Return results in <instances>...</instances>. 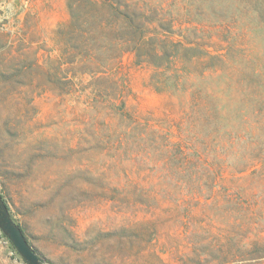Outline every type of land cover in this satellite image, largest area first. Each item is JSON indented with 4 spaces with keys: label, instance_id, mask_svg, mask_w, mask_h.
<instances>
[{
    "label": "rangeland",
    "instance_id": "obj_1",
    "mask_svg": "<svg viewBox=\"0 0 264 264\" xmlns=\"http://www.w3.org/2000/svg\"><path fill=\"white\" fill-rule=\"evenodd\" d=\"M133 1L182 45L99 96L57 57L68 0H0V194L51 264L230 259L264 237V0ZM0 264H27L1 229Z\"/></svg>",
    "mask_w": 264,
    "mask_h": 264
},
{
    "label": "trees",
    "instance_id": "obj_2",
    "mask_svg": "<svg viewBox=\"0 0 264 264\" xmlns=\"http://www.w3.org/2000/svg\"><path fill=\"white\" fill-rule=\"evenodd\" d=\"M67 8L68 20L55 30L59 49L57 57H64L72 71H77L73 72L72 79L77 73L88 75L89 83H94L99 96L123 92L120 83L110 79L109 74L119 68L124 53H133L139 63L162 67L159 60L164 58L166 43L182 45L181 41L168 38L174 32L172 25L164 26L163 18L153 19L133 0H68ZM123 107L121 102L119 115L126 117L129 114ZM136 126L137 123H133L123 132H130ZM179 152L185 168L190 163L187 152L181 147ZM251 219L244 224L250 234L256 228L255 219ZM230 254H233L230 259L225 257L211 264H253L261 261L264 258V237L259 231L254 236L247 235V241Z\"/></svg>",
    "mask_w": 264,
    "mask_h": 264
},
{
    "label": "water",
    "instance_id": "obj_3",
    "mask_svg": "<svg viewBox=\"0 0 264 264\" xmlns=\"http://www.w3.org/2000/svg\"><path fill=\"white\" fill-rule=\"evenodd\" d=\"M0 229L27 264H51L28 242L0 195Z\"/></svg>",
    "mask_w": 264,
    "mask_h": 264
}]
</instances>
